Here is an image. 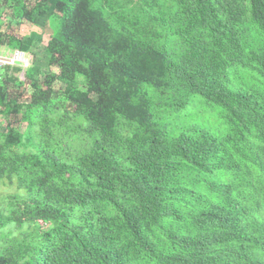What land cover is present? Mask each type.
I'll use <instances>...</instances> for the list:
<instances>
[{
    "label": "trees",
    "instance_id": "obj_1",
    "mask_svg": "<svg viewBox=\"0 0 264 264\" xmlns=\"http://www.w3.org/2000/svg\"><path fill=\"white\" fill-rule=\"evenodd\" d=\"M1 17L0 264H264V0Z\"/></svg>",
    "mask_w": 264,
    "mask_h": 264
},
{
    "label": "rangeland",
    "instance_id": "obj_2",
    "mask_svg": "<svg viewBox=\"0 0 264 264\" xmlns=\"http://www.w3.org/2000/svg\"><path fill=\"white\" fill-rule=\"evenodd\" d=\"M32 2V0H31ZM1 22L3 23L2 26H6L7 24V21L5 19V17H1L0 18ZM11 32L14 33L15 35H19L20 37H26L28 36L29 34H32L34 33L36 36L39 35L40 39L38 41H33L32 43L35 45H39V46H42L44 47L47 40H48V34H49V30L48 29H41V32H40V29L37 27L36 28V31H32V26L26 22L22 23L21 26H10L8 29H11ZM4 31H7L9 33L8 30H4ZM40 32V34H38ZM5 50V49H3ZM10 52L8 51H5L3 52L2 55H0V58H2L3 60H6L7 57L9 56ZM27 58H31V55L30 54H27L26 55ZM33 60V59H32ZM30 60H28L29 62ZM44 62V60H42V63ZM8 70L10 72H12V74H16L15 73V69L14 68H8ZM0 72H4L3 69H0ZM29 87L28 86H23L22 89L20 91H24V92H29ZM25 95V94H24Z\"/></svg>",
    "mask_w": 264,
    "mask_h": 264
},
{
    "label": "built area",
    "instance_id": "obj_3",
    "mask_svg": "<svg viewBox=\"0 0 264 264\" xmlns=\"http://www.w3.org/2000/svg\"><path fill=\"white\" fill-rule=\"evenodd\" d=\"M27 57L24 54L19 52H14L11 56L8 57L6 62H0L7 65L19 64L22 68L27 67L28 61Z\"/></svg>",
    "mask_w": 264,
    "mask_h": 264
},
{
    "label": "clouds",
    "instance_id": "obj_4",
    "mask_svg": "<svg viewBox=\"0 0 264 264\" xmlns=\"http://www.w3.org/2000/svg\"><path fill=\"white\" fill-rule=\"evenodd\" d=\"M5 51H7V50H3V49H1L0 50V55H2L3 54V52H5ZM8 52H10V54H9V56H11L14 52H18V51H8ZM19 53H22V52H19ZM22 54H24V56H26L27 54H25V53H22ZM8 56V57H9ZM8 57H7V59L6 60H3L2 58H0V62H6L7 60H8ZM28 60H30L29 58L27 59V61ZM29 65V62H28V64H27V66ZM11 67V68H14V67H16V68H20V69H24V68H22L19 64H14V65H7V64H3V63H0V67ZM26 68V67H25ZM19 76H22V72L19 74Z\"/></svg>",
    "mask_w": 264,
    "mask_h": 264
}]
</instances>
